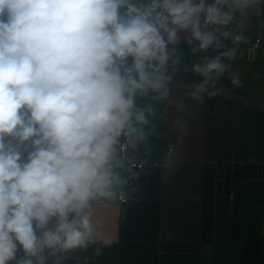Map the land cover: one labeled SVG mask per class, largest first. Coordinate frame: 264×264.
Returning a JSON list of instances; mask_svg holds the SVG:
<instances>
[{
	"label": "clouds",
	"instance_id": "obj_1",
	"mask_svg": "<svg viewBox=\"0 0 264 264\" xmlns=\"http://www.w3.org/2000/svg\"><path fill=\"white\" fill-rule=\"evenodd\" d=\"M253 24L264 0H0V264L111 247L96 210L134 197L162 106L185 134L189 102L242 87Z\"/></svg>",
	"mask_w": 264,
	"mask_h": 264
},
{
	"label": "crops",
	"instance_id": "obj_2",
	"mask_svg": "<svg viewBox=\"0 0 264 264\" xmlns=\"http://www.w3.org/2000/svg\"><path fill=\"white\" fill-rule=\"evenodd\" d=\"M246 36L233 62L243 86L225 78L223 94L189 102L185 134L172 131L175 114L162 106L151 151L137 149L148 169L134 197L96 210L112 246L73 264H264V28L253 24ZM170 149L175 169H151Z\"/></svg>",
	"mask_w": 264,
	"mask_h": 264
},
{
	"label": "built area",
	"instance_id": "obj_3",
	"mask_svg": "<svg viewBox=\"0 0 264 264\" xmlns=\"http://www.w3.org/2000/svg\"><path fill=\"white\" fill-rule=\"evenodd\" d=\"M261 46H262V41H261V40H258V41L255 43V45H254L253 52L259 51V50L261 49ZM165 155H171V156H173V155H174V150L170 149V150L164 152V153L161 155V158H160L159 160L154 161V162L151 164L150 168L153 169V170H154V169L161 168L160 165H161V162H162V160H163V158H164ZM136 163H137L138 169H139L140 171H144V170H147V169H148V165H147L146 163H144V162H137V161H136Z\"/></svg>",
	"mask_w": 264,
	"mask_h": 264
}]
</instances>
